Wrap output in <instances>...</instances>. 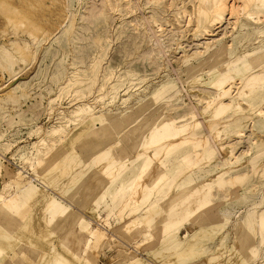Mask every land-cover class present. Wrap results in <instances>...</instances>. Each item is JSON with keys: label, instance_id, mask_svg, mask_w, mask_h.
Segmentation results:
<instances>
[{"label": "rangeland", "instance_id": "1", "mask_svg": "<svg viewBox=\"0 0 264 264\" xmlns=\"http://www.w3.org/2000/svg\"><path fill=\"white\" fill-rule=\"evenodd\" d=\"M207 12L0 0V264H264V24Z\"/></svg>", "mask_w": 264, "mask_h": 264}, {"label": "bare ground", "instance_id": "2", "mask_svg": "<svg viewBox=\"0 0 264 264\" xmlns=\"http://www.w3.org/2000/svg\"><path fill=\"white\" fill-rule=\"evenodd\" d=\"M206 1V7H207V15L209 16V19L211 18L212 21L214 20H222L224 18L225 15L231 16L233 14H246L248 17H251L252 20L256 21V22H261V24H264V0H205ZM255 7V9L251 12H249V8L250 7ZM189 16V15H188ZM201 16V15H200ZM237 17V16H236ZM229 19V18H228ZM218 24V23H217ZM219 26V25H218ZM206 31V30H205ZM206 33V32H205ZM223 49V48H222ZM221 49V50H222ZM221 52V51H220ZM211 55V54H210ZM213 55V54H212ZM259 61V60H258ZM252 68V67H251ZM246 69V68H245ZM100 77V76H99ZM260 78L258 77H254L249 79L245 85H249L250 88L256 89V87H258L257 83L259 82ZM260 89V87H259ZM263 89V88H262ZM250 107H252L253 109L255 108L254 104H250ZM85 109H81V111L83 112ZM257 111H259L261 113V109L257 108ZM88 131V130H87ZM59 130H53L52 134H56L58 133ZM76 133V132H75ZM79 133V132H78ZM240 133V132H239ZM241 134V133H240ZM77 135H71L68 133H62L61 136L59 137V141L62 142V145L66 146L69 144H72L75 140ZM45 141L43 139L39 140V144H45ZM61 149V148H60ZM128 171V168L125 169ZM122 174V173H121ZM114 179V178H113ZM135 182V181H134ZM134 182L128 187V193L131 194L132 190H133V184ZM106 187H104L102 189V191L99 193V199H103L104 198V192ZM125 191L124 187H119L118 192H123ZM12 195H10L11 197ZM1 197V196H0ZM125 198V197H124ZM121 198V201L124 199ZM261 198V197H260ZM133 202H135L133 199H128L126 201L127 204H133ZM125 203V204H126ZM238 216V215H237ZM86 221V220H85ZM137 222V221H136ZM85 229L87 230L88 227H85ZM91 237L93 236V239H95V242L97 243L98 240H100L101 238V233H99L98 229H91L89 231ZM103 234V233H102ZM93 239L91 238V240H89L87 246H89V244H95V242H93ZM98 244V243H97ZM86 245V244H85ZM89 248V247H88ZM88 251V250H87ZM85 253V252H84Z\"/></svg>", "mask_w": 264, "mask_h": 264}, {"label": "crops", "instance_id": "3", "mask_svg": "<svg viewBox=\"0 0 264 264\" xmlns=\"http://www.w3.org/2000/svg\"><path fill=\"white\" fill-rule=\"evenodd\" d=\"M76 171H79V170H76ZM68 180H66V182H67Z\"/></svg>", "mask_w": 264, "mask_h": 264}]
</instances>
